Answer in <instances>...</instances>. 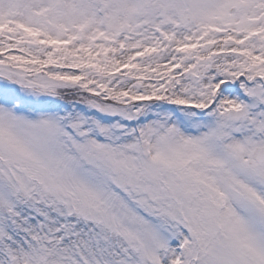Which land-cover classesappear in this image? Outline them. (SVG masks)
Returning a JSON list of instances; mask_svg holds the SVG:
<instances>
[{"label": "snow or ice", "instance_id": "obj_1", "mask_svg": "<svg viewBox=\"0 0 264 264\" xmlns=\"http://www.w3.org/2000/svg\"><path fill=\"white\" fill-rule=\"evenodd\" d=\"M0 264H264V0H0Z\"/></svg>", "mask_w": 264, "mask_h": 264}]
</instances>
